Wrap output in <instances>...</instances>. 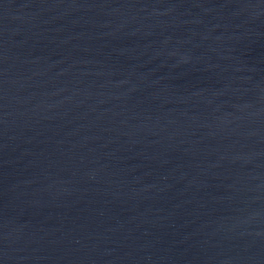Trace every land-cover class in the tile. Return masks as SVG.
<instances>
[{
  "label": "water",
  "instance_id": "1",
  "mask_svg": "<svg viewBox=\"0 0 264 264\" xmlns=\"http://www.w3.org/2000/svg\"><path fill=\"white\" fill-rule=\"evenodd\" d=\"M0 264H264V0H0Z\"/></svg>",
  "mask_w": 264,
  "mask_h": 264
}]
</instances>
